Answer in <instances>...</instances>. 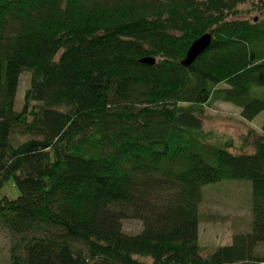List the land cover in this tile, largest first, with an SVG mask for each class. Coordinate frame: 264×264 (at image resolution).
Returning a JSON list of instances; mask_svg holds the SVG:
<instances>
[{"label":"trees","instance_id":"trees-1","mask_svg":"<svg viewBox=\"0 0 264 264\" xmlns=\"http://www.w3.org/2000/svg\"><path fill=\"white\" fill-rule=\"evenodd\" d=\"M254 1L0 0L8 264H264V135L237 154L203 130L218 101L250 122L264 111V22L239 9ZM206 33L212 46L184 67ZM234 179L253 183L252 230L205 255L204 188ZM127 220L142 231L127 233Z\"/></svg>","mask_w":264,"mask_h":264},{"label":"rangeland","instance_id":"rangeland-1","mask_svg":"<svg viewBox=\"0 0 264 264\" xmlns=\"http://www.w3.org/2000/svg\"><path fill=\"white\" fill-rule=\"evenodd\" d=\"M239 9L241 19L264 22V0L242 4ZM31 83L32 73L23 72L17 93V111H23ZM263 125L264 111L250 122L243 118L241 108L224 101L207 106L203 116V130L208 134V142L221 144L226 149L229 146L230 151L237 154H253L256 151V141L264 135ZM4 192H10L14 197L19 195L13 181L9 182ZM253 205L251 180H222L207 185L200 205V244L203 253L209 255L221 246L231 245L237 234L250 232ZM124 224V230L129 234H137L143 229L138 220H127ZM11 246V235L0 226V264L10 262ZM257 250L259 256H264V243Z\"/></svg>","mask_w":264,"mask_h":264},{"label":"water","instance_id":"water-1","mask_svg":"<svg viewBox=\"0 0 264 264\" xmlns=\"http://www.w3.org/2000/svg\"><path fill=\"white\" fill-rule=\"evenodd\" d=\"M214 40L212 33H206L198 38L190 47L185 59L182 60L181 64L189 68L191 67L200 56H202L211 46ZM143 64L154 66L157 63V59L154 57H146L141 60Z\"/></svg>","mask_w":264,"mask_h":264}]
</instances>
